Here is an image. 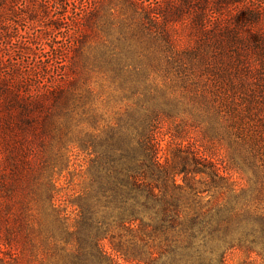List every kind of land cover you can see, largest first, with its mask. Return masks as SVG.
I'll return each instance as SVG.
<instances>
[{"label":"rangeland","instance_id":"obj_1","mask_svg":"<svg viewBox=\"0 0 264 264\" xmlns=\"http://www.w3.org/2000/svg\"><path fill=\"white\" fill-rule=\"evenodd\" d=\"M147 105L162 159L194 144L264 212L246 142L264 134V0H0V264H54L51 236L61 219L74 232L81 206L110 226L101 246L114 264L149 251L168 264L162 241L119 227L90 195L95 137L120 124L134 134L130 118ZM224 264L264 261L234 251Z\"/></svg>","mask_w":264,"mask_h":264},{"label":"trees","instance_id":"obj_2","mask_svg":"<svg viewBox=\"0 0 264 264\" xmlns=\"http://www.w3.org/2000/svg\"><path fill=\"white\" fill-rule=\"evenodd\" d=\"M38 108H21L19 119L28 121L29 112ZM145 108L135 110L130 118L129 128L134 134L120 124L111 128L105 138L95 137V148L102 146L103 152L91 165V197L118 213L119 227L131 233L134 228L149 230L150 238L162 241L168 264H212L219 255L215 262L224 264L226 254L234 251L264 261V212L252 203V197L247 199L246 192L236 194L230 168L194 144L181 148L176 144V155L172 159L164 155L162 159L158 128L151 121L155 107ZM242 121L236 115L230 124L240 132ZM170 138L180 140L177 136ZM246 142L253 174L264 181V161L260 159L264 155V134L251 129ZM177 177H182L183 186L176 184ZM15 178L20 188L22 183ZM23 179L29 185L30 175ZM48 198H52L51 194ZM79 214L74 232L69 233L61 219L58 233L51 236L57 256L54 264H114L101 246L107 239L111 244L110 226L100 225L92 214L89 218L82 206ZM145 219L148 223H144ZM73 236L75 239H71ZM64 240L73 249L57 248V243ZM114 248L113 253L128 259L126 253ZM147 255L131 258L138 264H154V254L149 251Z\"/></svg>","mask_w":264,"mask_h":264}]
</instances>
